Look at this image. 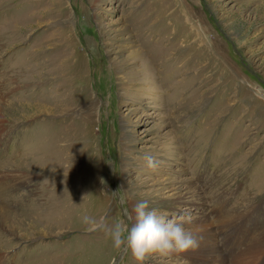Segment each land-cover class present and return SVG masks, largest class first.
Wrapping results in <instances>:
<instances>
[{
  "label": "rangeland",
  "instance_id": "rangeland-1",
  "mask_svg": "<svg viewBox=\"0 0 264 264\" xmlns=\"http://www.w3.org/2000/svg\"><path fill=\"white\" fill-rule=\"evenodd\" d=\"M254 88L264 89V0H0V264L189 259L138 261L82 222L124 221L133 200L190 217L191 232L239 226L224 264L231 254L264 264Z\"/></svg>",
  "mask_w": 264,
  "mask_h": 264
},
{
  "label": "clouds",
  "instance_id": "clouds-1",
  "mask_svg": "<svg viewBox=\"0 0 264 264\" xmlns=\"http://www.w3.org/2000/svg\"><path fill=\"white\" fill-rule=\"evenodd\" d=\"M253 94L264 100V89L254 88ZM145 159L148 168L158 166L154 157L146 156ZM125 215L126 220L111 225L103 217L97 220L89 215H84L82 222L88 231L104 232L117 250L130 249L138 261L155 252H186L199 247V238L184 227L185 222H190V217L181 216L179 220L167 218L155 208H150L146 200L133 203Z\"/></svg>",
  "mask_w": 264,
  "mask_h": 264
},
{
  "label": "bare ground",
  "instance_id": "bare-ground-1",
  "mask_svg": "<svg viewBox=\"0 0 264 264\" xmlns=\"http://www.w3.org/2000/svg\"><path fill=\"white\" fill-rule=\"evenodd\" d=\"M10 180H11V183L9 186V190H10L9 192L16 191L17 189L15 190L14 186L18 185V184L15 182V179H10ZM133 203H135L134 200H133ZM3 208H4V206H1V209H3ZM0 215L3 216L1 211H0ZM209 224H210V225H208L209 227L205 231H203L202 233H198L199 231H193V233L199 238V241H200L199 247L195 248V249L188 250L187 252L191 257L189 259H187L182 264H196L194 260H196L197 256L200 260V262L198 264H204V263H202V260L205 256L206 251L207 252L212 251L214 253H218L220 257H219V260L217 261L216 264H224L223 260L225 259V256H226L224 254V252L227 251V246H229L233 236L239 231V226L236 229L237 230L236 232L231 230L230 235H228L229 233L226 234V230H225L226 227L221 222H219V224H215V225L213 223L212 224L209 223ZM0 226H1V223H0ZM220 228H221L220 234L222 235L220 242H221L222 246H220L218 244V240H217V234H218ZM258 249H259V245L255 249L251 248L250 250H252V252H256ZM231 256H232V264H237V261L235 262V260H236L238 255L237 254H231Z\"/></svg>",
  "mask_w": 264,
  "mask_h": 264
}]
</instances>
